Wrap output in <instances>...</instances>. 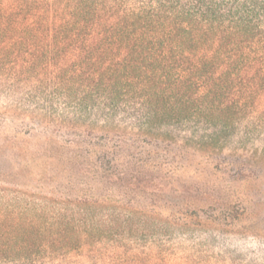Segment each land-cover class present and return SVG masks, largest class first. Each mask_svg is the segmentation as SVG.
I'll return each instance as SVG.
<instances>
[{
  "label": "trees",
  "instance_id": "obj_1",
  "mask_svg": "<svg viewBox=\"0 0 264 264\" xmlns=\"http://www.w3.org/2000/svg\"><path fill=\"white\" fill-rule=\"evenodd\" d=\"M17 64L21 72L9 77ZM36 65L56 70L25 97L39 101L33 125L50 130L44 138L57 145L63 183L44 188L59 172L33 171L35 159L15 152L17 138L4 140L0 182L18 188L0 186V264H103L110 251L120 256L103 250L106 239L132 254V243L120 244L124 235L234 225L238 216L220 206L200 220L206 210L180 206L181 184L168 188L167 180L193 152L240 133L254 113L264 89V0H0V95L17 92ZM8 119L1 111V127ZM152 138L170 157L157 178L166 182L160 199L98 193L125 180L139 187L145 160L129 149ZM11 155H21L16 164Z\"/></svg>",
  "mask_w": 264,
  "mask_h": 264
},
{
  "label": "rangeland",
  "instance_id": "obj_2",
  "mask_svg": "<svg viewBox=\"0 0 264 264\" xmlns=\"http://www.w3.org/2000/svg\"><path fill=\"white\" fill-rule=\"evenodd\" d=\"M8 42L2 43V48H7ZM18 60L20 63L29 61L25 58ZM18 72H21L20 64L7 75L10 77ZM46 73L37 66L29 74L23 75L17 92L8 90L0 95V112L3 111L9 118L6 125H0V147L5 139L10 140L15 136L18 140L14 145L15 152L29 153L35 159L32 163L33 171L40 173L45 170L47 176H51L50 169L54 167L52 174L59 172L58 178L53 183L47 181L48 186L44 187L50 188L49 184L63 183L64 174L60 170L61 162H58L60 153L55 155L57 145L45 141L44 137L49 135L50 130L33 125L41 116L39 101H31L25 97V93L30 87H35L38 80L56 73V70L51 67ZM9 81L5 80V83ZM256 92L254 105L250 106L254 113L240 122V133L221 140L215 150L193 152L191 161L183 164L178 174L172 178L174 180H167L168 188L181 184L180 206L206 210L204 214L199 213L200 220L206 219L205 213L211 212L212 206H220L232 209L233 214L238 216L234 225L204 226V229L201 226H192L185 235L179 232L173 235V230L164 229V235L156 236L149 229L146 231L148 238L145 240L138 238L128 241L129 238L124 235L120 244L125 246L127 242L132 243V254L126 253L125 247H115L116 245L106 239L101 245L103 250L110 251L115 248L120 251V256L113 258L111 256L114 253L110 251L103 264H264V89L258 88ZM99 129L100 125L96 127L98 134L106 133ZM120 131L123 134V130ZM160 140L162 141L152 138V144ZM153 145L141 144L142 147L129 149V153L137 152V158L145 160L137 180L134 181L139 187H125L128 185V180H125L118 184L106 183L98 193L114 194L123 201L133 196L142 200H159V188L166 182L159 184L157 178L164 176L170 157L164 142L158 145L160 147ZM51 155L55 158H49ZM20 157L21 155H11V160L16 164ZM10 180L13 182V179ZM22 183H30L32 186L36 184L32 180L27 181V178L22 179ZM145 183L148 187H142ZM0 186L18 188L7 182H0ZM20 188L33 191L30 187ZM130 190L134 191L131 193ZM135 224L136 218L129 222L131 227ZM154 224L157 221L152 216L149 217L148 226L152 229Z\"/></svg>",
  "mask_w": 264,
  "mask_h": 264
}]
</instances>
